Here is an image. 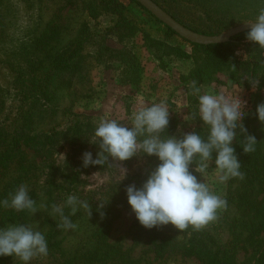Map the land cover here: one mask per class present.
<instances>
[{"label": "rangeland", "instance_id": "obj_1", "mask_svg": "<svg viewBox=\"0 0 264 264\" xmlns=\"http://www.w3.org/2000/svg\"><path fill=\"white\" fill-rule=\"evenodd\" d=\"M115 1L127 7L135 23H143V31H136L124 43L120 42L123 32L114 26L119 17L107 15L103 7L91 12V0H0V201L10 199L24 184L38 209L33 215L0 205V230L28 224L44 234L48 255L29 264H207L204 258L180 252L181 237L174 240L176 250L157 253L150 240L153 234L134 227L136 217L125 189L131 184L139 188L160 163L157 157L139 151L124 162L109 157L102 166L85 168L82 156L91 152L93 159L97 158L100 149L94 131L102 118L115 119L130 128L132 113L152 103L163 102L169 111V125L160 133L161 139H182L196 132L207 140L210 129L199 118L192 81L200 94H238L250 103L256 90L232 85L226 67L217 58L196 51L177 33L169 34L167 25L149 11L160 23L130 0ZM158 1L197 31L186 28L207 36L254 23L264 8V0ZM151 39L158 41L156 53L164 54L163 62L154 57ZM243 39L245 44L235 55L245 60L254 50L247 45L250 41ZM54 51L58 52L51 59ZM113 51L119 54L114 56ZM169 52L174 53L170 58ZM47 54L50 61L45 62ZM136 65L140 74L137 86L129 82L137 74ZM215 159L213 153L208 169L199 174L195 172L200 162L197 157L190 171L227 202L218 219L204 228L225 243L230 240V227L239 218L240 199L233 203L230 198L236 189V183L230 185L232 178L219 181ZM254 163L252 171H261L262 184L256 196L262 203L264 162ZM236 179L243 193V179ZM70 195L87 201L92 215L89 218L79 206L71 215L65 206L64 214L77 225L75 230L66 231L57 227L62 219L53 213L52 205H64ZM228 201L233 204L228 206ZM7 212L17 217L12 216L10 222L4 217ZM57 241L60 248H55ZM262 244L264 233L255 242L240 243L236 263L261 264L257 258ZM0 259L5 264H23L12 256Z\"/></svg>", "mask_w": 264, "mask_h": 264}, {"label": "clouds", "instance_id": "obj_2", "mask_svg": "<svg viewBox=\"0 0 264 264\" xmlns=\"http://www.w3.org/2000/svg\"><path fill=\"white\" fill-rule=\"evenodd\" d=\"M245 25L249 28L246 39L264 49V8L259 10L256 22ZM247 81L254 91L258 88L259 79ZM191 87L192 94L198 97L199 118L210 129L207 140L196 132L185 134L182 139L171 136L161 139L160 133L169 125V111L163 102L152 103L141 105L132 113L130 128L115 119L102 118L94 131V139L99 141L100 149L97 158L93 159L91 152L82 156L85 168L89 165L102 166L109 157L124 162L139 151L158 158L160 163L139 188L131 184L125 189L127 202L145 229L171 224L182 233L190 226L200 231L215 222L218 213L227 208V202L211 191L205 182L199 181L190 171V165L199 157L195 172L204 174L213 153H216L215 169L219 181L224 183L229 178L242 180L244 173L240 171L241 164L232 147L237 130L244 136L243 152L248 154L256 150L255 136L248 134L242 123L246 102L238 94H200L196 81H192ZM256 114L259 122L264 124V102L257 106ZM138 137L145 138L139 140ZM123 171L126 174V170ZM0 205L17 212L27 210L33 215L38 211L36 201L29 196L28 187L24 184L10 194V199L0 201ZM65 206L71 209V215L76 214L77 206L85 209L89 218L92 215L90 204L79 200L76 195L68 196L64 205L53 204V213L59 214L62 219L57 227L66 231L75 230L77 225L64 214ZM47 255L48 244L44 234L32 226L10 225L0 230V256L16 257L23 264H29L34 258Z\"/></svg>", "mask_w": 264, "mask_h": 264}, {"label": "trees", "instance_id": "obj_3", "mask_svg": "<svg viewBox=\"0 0 264 264\" xmlns=\"http://www.w3.org/2000/svg\"><path fill=\"white\" fill-rule=\"evenodd\" d=\"M130 1L142 11L147 13L155 21L160 23L135 0ZM153 1L159 4L176 21L190 28L187 23H185L180 17L166 9L158 0ZM102 7L106 10L107 15L116 14L117 17H119V21L116 22V25L114 26L116 29L118 28L119 33L123 32L122 36L120 37V42L124 43L126 39L134 35L136 31H143L140 28V24L143 23H140L139 21L138 23H135L129 16V12L126 6L117 3L115 0H91V12H95L96 10H98V8ZM121 27L123 29H121ZM165 28L169 34L178 36L172 29L168 28L167 26H165ZM246 35L247 32L234 37L228 43L206 46L193 44L183 39L188 44L193 46L196 51L202 52V54L204 55L217 58L220 65H224V67H226L232 85H240L250 90L252 89V87L247 80L259 79V86L256 89V92L251 94V112L249 115L245 116L242 121L244 126L247 128L248 134L253 135L256 138V150L248 154H245L243 152L245 141L244 136L240 133L239 130H237V137L236 140H234L235 144L233 146L235 149V154L241 164L240 171L244 173L245 176L243 182H241L243 193H240L238 181L236 178H232L230 181V185L232 186L234 185V183H236V189L231 193L235 196L234 198L230 196V198L232 199L233 203L235 199H240V205L237 206V210L239 213L236 214L237 216H239V218L233 223V227H230V240L226 241L225 243H220L219 241H217V237L210 233V231L206 229L195 231L191 228V226L182 233L175 229L171 224L159 228H153L150 230L146 229L148 233L153 234V236H150V240L155 246L157 253H163L167 249L176 250V242L174 240L177 237H181L183 239V247L179 246L178 249H180V252H182L184 256H197L199 258H204L205 263L207 264H237L235 258L236 249L238 248L240 243L243 244L250 243L252 241L255 242L256 239L264 233V202L259 203L257 200L258 197L256 196V190L262 184L261 171L258 174H255L252 171L255 170V167L257 165L256 163H254L255 161H258V164L264 162V124H261L259 122L256 114L257 106L260 103L264 102V49H261L258 45L249 42V44L247 45L252 46L254 50L253 54H250L248 59H239L235 55V52L245 44L243 38L246 37ZM40 39L41 37L39 38V40ZM161 43L163 44L162 46H164V42ZM158 44V41H155V39H151L150 47L155 52L154 57L163 62L165 57L164 54L156 53V46ZM41 47L47 46L41 45ZM57 52L58 51H54L51 53V59H53L54 55H56ZM113 53L114 56L119 54V52L117 51H113ZM173 55L174 53L172 52H169L167 54L168 58ZM48 61H50V59L47 54L45 62ZM24 64L25 66H27L28 63ZM233 65H235V67H233ZM136 71L137 74H135L134 78H129V82L135 86H137L138 78L140 77L137 65ZM233 203H229L228 201V206L232 205ZM12 216L14 218L17 217L14 212H7L4 214V217L8 218L10 222L13 221ZM228 224L230 223L228 222ZM134 227L136 229H145L139 224L136 218L134 220ZM158 240L161 241L162 244H155ZM60 243V241H57L55 244V248H60ZM261 246L262 247H259L260 256L257 258V261L261 264H264V245L262 244ZM0 264H5V261H1L0 259Z\"/></svg>", "mask_w": 264, "mask_h": 264}, {"label": "water", "instance_id": "obj_4", "mask_svg": "<svg viewBox=\"0 0 264 264\" xmlns=\"http://www.w3.org/2000/svg\"><path fill=\"white\" fill-rule=\"evenodd\" d=\"M139 4H141L147 11H149L154 17H156L159 21L163 22L169 28H171L175 33H177L180 37L189 41L193 44L198 45H213V44H224L231 41V39L239 34L245 33L249 31L247 25H241L226 31L225 33L218 36H207L198 34L182 24L176 21L171 15H169L166 11H164L160 6H158L152 0H136Z\"/></svg>", "mask_w": 264, "mask_h": 264}, {"label": "built area", "instance_id": "obj_5", "mask_svg": "<svg viewBox=\"0 0 264 264\" xmlns=\"http://www.w3.org/2000/svg\"><path fill=\"white\" fill-rule=\"evenodd\" d=\"M241 99L246 102V106L244 108V112H245V116H246L248 114V111L251 108V103H250L249 98H241Z\"/></svg>", "mask_w": 264, "mask_h": 264}]
</instances>
